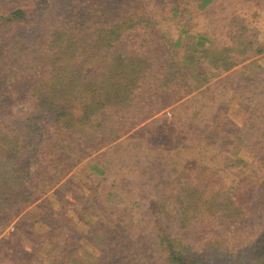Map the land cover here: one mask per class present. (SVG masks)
I'll list each match as a JSON object with an SVG mask.
<instances>
[{
	"label": "rangeland",
	"instance_id": "374dc122",
	"mask_svg": "<svg viewBox=\"0 0 264 264\" xmlns=\"http://www.w3.org/2000/svg\"><path fill=\"white\" fill-rule=\"evenodd\" d=\"M3 1L8 9H15L21 1L34 2L37 8L19 29L0 23V264H106L101 257L116 229L118 239L127 238L137 245L138 256L128 264H164L168 251L153 244L164 229L155 226L159 221L165 226L168 215L178 212L182 182L202 189L204 199L210 195L212 199V192L221 186L229 188L243 212L233 223L219 214L209 218L198 213L188 229L191 240L186 243L193 246L189 254L196 255L198 264H252L251 255L257 251L253 246L264 230V204L259 208L253 202L256 192L257 200L264 201V133L258 140L251 136L249 151L245 135L264 129V119L247 123L241 136L231 137L241 129L247 111L258 106L239 105L240 99L249 101L252 94L247 89L232 94L233 77L217 80L233 72L240 78L263 76L264 0H208L205 4L203 0H126L141 2L142 13L158 21V42L162 46L172 43L169 53L177 67L186 74L198 72L185 78L190 94L140 125L135 131L139 138L122 140L123 145L111 151L107 147L101 160L95 159L98 154L82 160L55 185L45 184L40 190L35 186L44 173L50 174V155L45 151L54 134L46 114L39 115L36 97L45 91L36 86H49L51 66L44 55V61H38L19 53L31 48L47 52L49 44L53 45L48 40L50 29L69 0H46L45 4V0ZM75 3L83 15L89 12L80 0ZM160 4L165 10L178 4L176 19L165 20L168 16ZM98 11H90L91 19ZM88 25L97 38L103 36L97 33L103 34L110 26ZM128 33L144 37L141 31ZM199 36L210 43L199 44ZM222 63L234 66L207 82V75L223 70L222 65L212 70L214 64ZM7 161L19 170L11 174L3 167ZM92 164L102 167L106 176ZM140 172L143 176L138 178ZM7 178L18 180L9 193L2 185ZM111 193L120 198L118 205L105 209L97 203H104L105 195ZM175 225L169 226L173 237L179 229ZM223 225L227 233L221 232ZM210 231L216 236L208 238Z\"/></svg>",
	"mask_w": 264,
	"mask_h": 264
},
{
	"label": "trees",
	"instance_id": "16d2710c",
	"mask_svg": "<svg viewBox=\"0 0 264 264\" xmlns=\"http://www.w3.org/2000/svg\"><path fill=\"white\" fill-rule=\"evenodd\" d=\"M75 1L69 0L58 11L56 21L49 32L48 40L53 45L49 44L47 52L31 48L26 53H19L20 56L27 54L22 58L33 56L38 61L45 60L47 65L51 66L52 77L49 86L44 87L39 83L36 86L40 87L42 93L45 91L43 96L36 97L39 99V115L46 114L53 126L54 135L50 139L51 146L45 151V154L50 155L47 167L50 174L44 173L42 177L44 181L41 179L42 181L35 186V190L46 188L45 184H49L48 187L55 185L61 178L60 176H64L74 166L90 156L98 154L94 158L99 157L98 160H101L108 151L123 145L122 140L127 142L139 138L135 132L136 129L178 100L188 96L190 89L185 84V78L188 74H198L193 70H189L186 74L177 67L169 53V50L174 46L168 42H164L163 46L159 44L158 40L161 39V37L157 38L159 23L153 17L142 13L141 2L135 4L131 1L126 2V0H80L82 5L84 4L83 10L89 9V12L83 15L80 9L74 7ZM207 1L203 0L201 4H205ZM28 2L21 1L15 9H8L9 5L0 0V13H3L0 16V23L10 25L13 27L12 29H19L20 24L31 15L34 8H37L36 3ZM45 2L47 3L46 0L44 4ZM125 3L127 4L122 9ZM159 6L162 8L161 11L166 9L165 5L160 4ZM95 8L99 9L98 15L91 19L90 11ZM165 11L168 16L164 17L165 20L167 18L169 20L176 19V15L180 12L178 4ZM97 19L101 23L97 22ZM102 23L110 26L105 29L103 34L102 31L97 33L100 36L103 35L101 38H97L88 24L98 27ZM130 31H141L144 37L129 36L128 32ZM198 42L201 45H204V42L210 43L209 40L205 41L201 36L198 37ZM206 50L207 48L203 52ZM43 55L46 56L44 60ZM220 65L223 66V70L215 73L209 71L211 74L209 77L207 75V82L218 79L223 72L232 69L234 63L229 65L214 64L215 68L212 70L219 69ZM262 75L261 78H258L261 75L240 78L233 72L217 80L224 82L229 77H233L232 80H235L236 83L233 86L232 94H238L242 89H247L252 94L247 98L249 101H246V97L240 99L239 105L243 108L246 107V104L258 106L256 109L247 111L241 129L237 133L231 134V137L241 136L244 133L242 131L247 128L245 127L247 123L256 119H264V73ZM161 86H163L162 89ZM10 126L5 127L7 132L11 131ZM263 133L264 129L259 128V130L249 133L250 135H245L246 140L248 139L247 150L252 142L251 136H255L258 140L260 134ZM110 146L108 151L101 153ZM261 154L264 153L261 152ZM12 158L10 157V159ZM11 163L12 161H7L3 167L13 174L19 168L13 169ZM90 166L97 170L96 172L101 176H106L105 173H102V167H97L96 164ZM142 176L143 174L140 172L138 178ZM259 176L260 174L257 178ZM17 181H14L13 178L3 179L2 185L7 193L17 184L15 183ZM182 183L178 190L182 198L178 212L172 216L168 215L169 224L166 223L165 226H162L159 221L155 226L157 229H164L153 240L154 246L161 248L162 251H168L164 264H198L194 259L196 255L189 254L193 246L186 242L191 240L188 238L190 224L201 211L209 218L219 214L220 217L229 219L231 223L243 217L241 206L237 205L238 200L236 196L231 195L230 191L232 190L229 188L223 189L221 186L218 190L211 191L212 199L211 195L210 198L204 199L202 198V189L191 188L189 184ZM259 184V181H256L257 189ZM27 192L30 191L27 190ZM257 196L256 192L253 202L257 201L256 205L259 208L263 207L264 201L257 200ZM105 198L104 203H100L99 199L97 202L101 206L104 205L105 209L108 206L118 205L120 202V198L112 197V193L105 195ZM202 200H205V203L199 207ZM150 210L152 213L155 211L152 207ZM173 224H176L175 227L177 224L179 225V229L176 231L178 234L174 237L172 231L169 230V226ZM226 225L221 227V232H228ZM117 230L111 232L110 241L101 257L106 261V264H128L138 256L137 245L128 243V239L124 237V239H118L115 236ZM260 231L256 245L253 246L257 251L251 255L252 264H264V230ZM208 234V238L216 236L213 231ZM125 249L128 250L127 254Z\"/></svg>",
	"mask_w": 264,
	"mask_h": 264
}]
</instances>
